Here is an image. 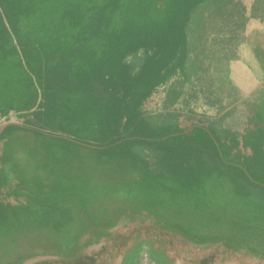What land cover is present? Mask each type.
<instances>
[{"label":"trees","instance_id":"1","mask_svg":"<svg viewBox=\"0 0 264 264\" xmlns=\"http://www.w3.org/2000/svg\"><path fill=\"white\" fill-rule=\"evenodd\" d=\"M214 1L0 0L2 136L45 177L24 182L28 201L0 204V258L76 251L143 210L264 255V183L225 157L264 166V122L238 133L144 115L160 84L189 78L195 16Z\"/></svg>","mask_w":264,"mask_h":264},{"label":"rangeland","instance_id":"2","mask_svg":"<svg viewBox=\"0 0 264 264\" xmlns=\"http://www.w3.org/2000/svg\"><path fill=\"white\" fill-rule=\"evenodd\" d=\"M249 1H214L198 10L194 22L195 33L190 41L191 54L186 66L189 78L186 77V80L178 72L157 87L144 105V115L148 121L161 125L177 120L186 122L188 118H194L203 120L217 131L230 129L238 133L254 129L258 119L264 122V80L253 84L244 92L243 82L248 75L247 71L239 64L234 66L236 62H244L246 58L242 51L248 37L249 11L246 4ZM257 6L256 12L262 13L264 0H257ZM254 41L257 43V37ZM225 157L228 165H239L253 179L264 183V166L258 168L252 166V162L244 165L229 160L226 152ZM25 190V197L19 200L20 204L33 195L29 186ZM143 220L147 223L150 221L147 217ZM128 224L130 220L124 218L116 228H123ZM173 237L174 240H179L177 235ZM21 240L24 241L23 238ZM220 250L221 243L203 246L201 252L215 251L221 256L224 255ZM243 252H238L237 255L225 254L224 257H227L228 262H242L245 258L252 260L254 264H264V255H246ZM38 261L53 262L54 257L41 254L27 258L20 264H33ZM139 264L151 263L143 256Z\"/></svg>","mask_w":264,"mask_h":264},{"label":"flooded vegetation","instance_id":"3","mask_svg":"<svg viewBox=\"0 0 264 264\" xmlns=\"http://www.w3.org/2000/svg\"><path fill=\"white\" fill-rule=\"evenodd\" d=\"M25 197V195H24ZM150 221L147 223L145 218ZM127 218L130 224L123 228H116L122 219ZM98 234V233H97ZM86 234L81 243L83 247L76 251L69 252H45L37 249V245L27 246L24 252H15L8 256L1 257L9 264H20L27 258L37 255H52L53 262L38 261L33 264H139L145 256V260L151 264H245L244 262H228L225 254L237 255L243 252L246 255L253 254L248 249H237L222 241L200 242L190 239L186 235L168 228L163 222L143 210L140 213L124 215L112 227H109L104 234ZM174 235L179 240H174ZM221 243L224 255L218 253L201 252L203 246H214ZM88 248H91L88 250ZM20 253H24L20 255ZM26 254L29 256L26 257ZM261 254H258L260 256ZM263 256V255H261ZM0 258V259H1ZM18 260L20 262L18 263Z\"/></svg>","mask_w":264,"mask_h":264},{"label":"crops","instance_id":"4","mask_svg":"<svg viewBox=\"0 0 264 264\" xmlns=\"http://www.w3.org/2000/svg\"><path fill=\"white\" fill-rule=\"evenodd\" d=\"M246 5L249 11L248 37L242 51L246 58L244 62L234 64V66L239 64L245 72L247 71L248 75L243 82L244 92L253 84L264 80V11L256 12L257 0H250ZM255 37H257V43L254 41ZM10 123L0 125V204L17 205V203L20 204L19 200L23 199L26 192L24 182H34L33 178L45 177L31 169L24 154H10L7 150L8 138L2 136V133ZM22 133L23 131L18 132L20 135Z\"/></svg>","mask_w":264,"mask_h":264},{"label":"water","instance_id":"5","mask_svg":"<svg viewBox=\"0 0 264 264\" xmlns=\"http://www.w3.org/2000/svg\"><path fill=\"white\" fill-rule=\"evenodd\" d=\"M244 262L245 264H254V262L250 259H245L242 261ZM237 263H241V262H237ZM117 264H120V259L118 260Z\"/></svg>","mask_w":264,"mask_h":264}]
</instances>
